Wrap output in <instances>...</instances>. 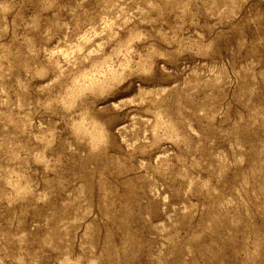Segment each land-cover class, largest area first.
Returning a JSON list of instances; mask_svg holds the SVG:
<instances>
[{
	"label": "rangeland",
	"instance_id": "1",
	"mask_svg": "<svg viewBox=\"0 0 264 264\" xmlns=\"http://www.w3.org/2000/svg\"><path fill=\"white\" fill-rule=\"evenodd\" d=\"M0 264H264V0H0Z\"/></svg>",
	"mask_w": 264,
	"mask_h": 264
}]
</instances>
